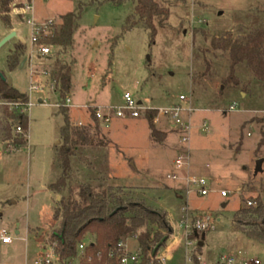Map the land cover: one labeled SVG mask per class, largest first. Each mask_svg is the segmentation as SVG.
<instances>
[{
    "label": "rangeland",
    "instance_id": "rangeland-1",
    "mask_svg": "<svg viewBox=\"0 0 264 264\" xmlns=\"http://www.w3.org/2000/svg\"><path fill=\"white\" fill-rule=\"evenodd\" d=\"M165 1L170 3L169 20L159 28L152 44L141 25L123 30L127 17L134 13V0L120 4L102 0L15 1L12 8L32 3L36 22L46 32L48 26L61 22L63 14L78 11L82 5L73 46L61 54L70 65V87L65 93L47 87L42 103L38 94L30 91L31 66L25 62L24 68L13 71L6 66L7 55L19 40L29 49L32 27L27 19L12 11L11 28L0 19V41L9 31L17 32L0 47V71L34 102L25 111L29 118L27 144L16 149L0 141V264L40 263L46 256L44 245L60 226L53 218L54 207L62 195L68 196L69 190L58 195L48 185L62 173L57 149L65 115L57 104L64 103L66 97L71 99V123L90 132L88 144L77 146L71 157V187L84 182L94 186L133 185L144 196L154 198L155 207L168 212L173 228L155 260L189 264L187 256L202 243L199 256L208 264L239 250L264 261V243L249 237L234 223L239 208L258 195L264 196V162L262 169L257 170V161L264 159V85L241 64L237 74L242 83L237 88L222 87V78L229 72V59L210 46L212 37L229 32L234 38L243 39L263 27L264 0ZM59 51L53 46L51 59H35L38 70H47ZM204 55L212 61V75L206 76L198 88L192 83V75L205 69ZM126 92L155 108L180 102L187 106L180 100L181 95L186 96L196 109L189 117L193 125L189 170L207 177V195L187 196L184 181L167 177L175 171L174 159L181 149L177 133L170 134L165 143L152 141L158 140L151 139L144 115L113 118L97 128L92 109L121 105ZM232 104L236 105L233 111L229 109ZM8 107L23 112L12 104ZM165 120L161 117L154 124L166 125ZM204 122L207 129L202 128ZM101 142L105 145L99 146ZM173 142L177 143L176 148ZM222 190L227 191V196H222ZM200 217L209 221V228L191 233L188 238L183 221ZM4 235L11 237L10 243L2 242ZM187 241L193 245L188 246ZM124 243L129 251L137 252L135 239ZM167 254L170 258H166Z\"/></svg>",
    "mask_w": 264,
    "mask_h": 264
},
{
    "label": "trees",
    "instance_id": "trees-1",
    "mask_svg": "<svg viewBox=\"0 0 264 264\" xmlns=\"http://www.w3.org/2000/svg\"><path fill=\"white\" fill-rule=\"evenodd\" d=\"M15 1L17 0H0V19L9 28V12ZM102 1L120 4L123 0ZM134 4V13L127 17L123 30L141 25L148 32L152 44L159 28L168 23L170 3L165 0H134ZM261 4L264 6V1ZM81 14L82 5L78 11L63 14L61 22L48 26V34L39 40L40 44L60 48L54 63L47 70L61 93H65L70 87V65L63 60L61 54L73 46ZM198 31L197 29L196 33ZM115 38L117 41L118 37ZM210 46L229 59V72L222 78V87L229 85L237 88L242 83L237 74L241 64L247 66L255 79L264 85V26L253 30L243 39L234 38L229 32L220 37H212ZM27 54L26 43L19 40L7 55V69L13 71L20 67ZM47 58L51 59V56ZM203 61L205 69L194 71L192 75V83L198 88L206 76L212 75L211 59L204 55ZM222 91L223 88L220 87V92ZM27 101V93L21 92L7 78L4 80L0 76V141L8 142L16 149L24 147L28 142L29 118L27 112L10 110L8 104H25ZM59 109L65 115V124L61 128L62 140L57 149V160L61 164L62 173L55 182L48 185V189L58 195L69 190L68 196L62 195L54 207L53 218L60 222V226L49 237V243L53 245L59 261L68 264H75V260H78V264H119L120 258L125 254L120 243L135 239L142 264H163L155 260V257L158 249L169 239L173 228L168 212L163 207H155L157 201L154 198L144 196L138 191L140 188L134 186H94L84 182L76 188L71 187V157L75 155L77 146L88 144L90 132L87 128L71 123L68 106L61 105ZM156 115L157 111L150 110L146 113V118L152 138L159 141L164 139L165 134L154 124ZM91 116L98 128L100 122L95 116V108L92 109ZM18 126L21 127V132L16 131ZM262 134L263 142L264 127ZM101 145L105 144L101 142L99 146ZM248 201H253V204L239 208L234 216V223L249 237L264 243V196L258 195L254 200ZM161 229L166 232H161ZM80 244H84L83 251L79 248ZM200 250L199 243L191 255L194 264H200Z\"/></svg>",
    "mask_w": 264,
    "mask_h": 264
},
{
    "label": "built area",
    "instance_id": "built-area-1",
    "mask_svg": "<svg viewBox=\"0 0 264 264\" xmlns=\"http://www.w3.org/2000/svg\"><path fill=\"white\" fill-rule=\"evenodd\" d=\"M13 14L22 15L24 19H27V23L32 27V36L30 41V47L28 49L27 57L25 62L31 66L30 68V91L38 94V101L42 100L45 89L50 87L51 89H56L55 81L50 79V73L46 69L38 70L37 66L34 64L35 59L41 57H48L53 53V46L40 44L39 40L48 32L44 30L41 24L36 22L34 17V8L32 3L25 2L20 6H14L11 10ZM47 33V34H44ZM37 68V69H36ZM180 100L186 102L185 106L182 102L176 103L166 107H149L142 100H137L132 93L126 92L123 96V103L117 106H107V107H95V116L100 124H108L113 118H139L142 115L146 117V113L150 110L157 111V115L154 120L160 121V118H166L172 130L178 135V143L181 147L178 154L174 159L175 171L167 174V177L172 180H179L185 182L186 195L190 193L197 194L199 196H205L209 192V181L207 177L202 175L193 174L190 172V140L193 130V125L190 121V115L196 110L189 103L185 95L180 96ZM71 103L70 97H66L64 103L57 104V106H69ZM34 102L31 100V96L28 95V101L25 104L12 103V105L17 108L21 107V111H28ZM229 109L231 111L236 109V105L232 104ZM207 123L204 122L202 128L207 129ZM17 132H21L20 126L17 127ZM222 196H227V191H221ZM253 201H248V205H252ZM182 228H184L189 238V234L194 232L203 231L209 228V221L206 218L200 217L196 220L187 222L183 221ZM3 243H10L11 237L4 235L2 238ZM188 246H192V241H187ZM120 246L124 249L125 254L120 258L119 264H142V257L137 252H130L126 247L124 242L120 243ZM80 250H84V244H80ZM189 264H194L192 256L188 255ZM200 259V264H208L206 261ZM38 264H68L60 262L58 256L54 251V247L51 244L47 249L45 258ZM211 264H264V261L257 257H252L245 254L242 251H237L236 253L229 255H221L213 261Z\"/></svg>",
    "mask_w": 264,
    "mask_h": 264
},
{
    "label": "crops",
    "instance_id": "crops-1",
    "mask_svg": "<svg viewBox=\"0 0 264 264\" xmlns=\"http://www.w3.org/2000/svg\"><path fill=\"white\" fill-rule=\"evenodd\" d=\"M9 32H11V31H9ZM26 66V63L23 65V67H21V68H24ZM57 89V88H56ZM95 107H97V106H95ZM102 107H107V106H102ZM147 119V118H146ZM148 121V120H147ZM165 123H166V125L168 126V129L171 131V132H168L169 130L166 128V125H162L161 126V123L158 125V126H156V128L158 129V130H160L161 132H163L164 134H165V137H164V139L163 140H159V141H156V140H152V141H154V142H156V143H165L167 140H168V138H169V136H170V134H172V133H174L175 131L174 130H172V128L170 127V125H169V123H168V121L167 120H165ZM100 127H102L101 126V124H100ZM105 128V127H104ZM151 139H153L152 137H151ZM175 148H176V145H177V143L176 142H173V144H172ZM130 186H133V185H130ZM134 187H137V186H134ZM180 196V195H179ZM181 197V196H180ZM56 222H57V226H58V224H60V222L58 221V220H55ZM55 228V227H54ZM53 228V229H54ZM52 230V229H51ZM18 232V231H17ZM50 243H48V244H46V245H44V248H45V250H46V252H47V249L50 247ZM166 258H170V255H166Z\"/></svg>",
    "mask_w": 264,
    "mask_h": 264
},
{
    "label": "water",
    "instance_id": "water-1",
    "mask_svg": "<svg viewBox=\"0 0 264 264\" xmlns=\"http://www.w3.org/2000/svg\"><path fill=\"white\" fill-rule=\"evenodd\" d=\"M17 36V32L15 30L11 31L9 34H7L1 41H0V47L2 45H4L7 41L11 40L12 38ZM25 64V60L21 63L20 67H23V65ZM0 76L6 80V77L4 76V74L0 71ZM42 100H39V102H41ZM264 162V159L261 158L257 161V170L260 171L262 169V164ZM223 206H226V204H223ZM202 245V243H200Z\"/></svg>",
    "mask_w": 264,
    "mask_h": 264
}]
</instances>
